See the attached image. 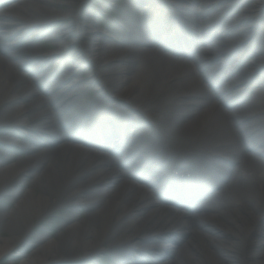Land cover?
<instances>
[{
	"label": "bare ground",
	"instance_id": "1",
	"mask_svg": "<svg viewBox=\"0 0 264 264\" xmlns=\"http://www.w3.org/2000/svg\"><path fill=\"white\" fill-rule=\"evenodd\" d=\"M167 1L174 6V19L191 26L197 18L195 4L217 8V13L207 16V23L198 28L201 31L222 21L228 4L237 0ZM242 1L246 5L241 13L226 24V30L233 29L232 33L222 34L221 43L210 46L212 51L197 54L193 66L172 63L154 52L143 58V46H137L131 55L120 53L115 41L101 32L92 16H83V0H67L65 4L60 0H22L0 10V39L9 38L23 27L36 29L53 17L72 16L73 42L66 44L61 39L59 52L77 46L74 66L63 79L45 90L40 87L48 77H41L43 71L39 69L44 66L40 64L55 62L58 54L42 56L34 47H26L18 54L0 53V127L4 130L0 131V147L4 150L0 155L5 156L0 163V199L9 202L0 209V229L4 231L0 234V258L19 252L41 223L66 210L68 218L59 233L54 237L37 235L30 250L22 253L21 264L73 261L89 264L88 261L92 263L98 257L107 258L109 264H139L121 261L137 254L150 257L142 264H264V180L262 186L249 191L246 200L230 198L231 182L207 196L209 208L219 205L212 212L219 215L212 219L195 211L190 218L184 217L183 208L179 209L182 212L174 210L159 198L165 191L171 192L165 188V181L176 172L209 177L212 184L221 186L228 178L223 157L240 162L236 172L241 173L250 161L247 155H251H246L243 149L264 153V121L259 118L264 114L252 104L231 107V101L252 82V74L257 72L258 77L264 69V42L255 49L257 38L253 42L248 28L239 39L235 38L238 28L248 27L247 20L264 10V0ZM61 35L57 33L55 37ZM164 44H160L161 52ZM247 45L255 52L248 73L239 72L214 90L212 84L222 71L221 62L237 46L242 50ZM144 46H151V42ZM82 59H89L110 79L95 75L87 82L79 81L75 72ZM31 61L34 68L20 70ZM211 62L216 66L208 69ZM238 62L235 60L230 73L237 70ZM144 74L149 75L148 82ZM88 84L98 88L100 98L96 106L98 101L101 106L97 109L113 104L123 122L129 113L133 116L138 113L158 126H183L202 144L193 146L188 154L194 156L187 162H170L171 173L164 178L161 163L165 162H152L153 180L140 183L133 177L134 170L129 169L132 162L111 161L107 156L106 151H111L108 148L116 150L126 145L125 140L112 134L109 146L99 145L103 140L99 142L97 138L104 135L106 127L112 129H108L112 123L106 124L110 118L99 119L93 112L81 113L72 106L78 98V94H73ZM67 89L71 91L65 92ZM59 90L65 92L64 97L56 94ZM66 97L70 98L64 102ZM66 110L76 115L71 112L68 121L60 126L54 112ZM77 126L96 127L95 142L89 144L84 140L85 144L79 137L80 130L75 136ZM23 131L32 132L33 137L27 138ZM258 131L263 137L252 141ZM41 138L47 141L36 143ZM116 138L119 140L115 141ZM13 150L20 151L18 160L11 156L15 154ZM50 157L54 161L50 162ZM30 178L31 181H26ZM232 199L233 202L228 201ZM76 208L85 210L86 217L72 214ZM174 240L181 246L177 247ZM160 253L162 258L158 256Z\"/></svg>",
	"mask_w": 264,
	"mask_h": 264
},
{
	"label": "rangeland",
	"instance_id": "2",
	"mask_svg": "<svg viewBox=\"0 0 264 264\" xmlns=\"http://www.w3.org/2000/svg\"><path fill=\"white\" fill-rule=\"evenodd\" d=\"M66 1L67 0H60V2H62V4H65ZM83 1L87 3L88 0H83ZM251 1L253 2L255 0H251ZM107 3L108 4L102 6L101 0H90V4L88 3L87 9H86V6H84V9L82 12L83 16H85L86 14H90L93 17V20L96 22V24L98 23V25L101 26V29L104 32H108V30L115 32V30H112L113 27L110 25V22L113 21L114 19L120 20L121 16H125L126 18H129L130 20L132 19L135 23H140L141 18H144V16H145L144 15L145 13H143L139 9H137L133 13H131V9L134 7L131 0H107ZM242 6H241V8L236 10L234 16L239 15L240 11L242 10ZM61 9L63 11H65L64 6H62ZM96 10H100V11H96ZM195 11H196V13L203 12V10L199 7H197L195 9ZM234 11L235 10H233V12ZM112 16H116V17L114 18ZM100 19H102V21ZM74 20H75L74 17H67L65 19L53 17L51 22L48 23L49 26H47L44 29L38 30V31L37 30L33 31L28 36V40L29 39H30L29 41L34 40L33 46L36 49H39L38 51L42 55L55 54L58 52V50L60 48V43H59L60 39H59V37L57 39L56 37H54V35L57 32H59V30L61 29L62 33L64 34V38H62L64 40L63 43H68V42L72 43L73 37H72V35L69 36V34H71V32L69 31L70 30L69 26H71L72 23L75 22ZM248 20H250V18ZM261 20L264 21V11L261 14ZM250 27H253L252 23H251V25L248 26V28H250ZM243 30H247V27H242L240 30L237 31L238 34L235 36L236 39H239L240 35H242ZM258 32H259L260 40H264V26ZM22 34L27 35L29 33L22 32ZM145 54L148 55L147 53H145ZM244 54L247 55V53H244ZM243 55L242 54L236 55V58L240 59ZM68 57H73V56L70 55ZM144 57L145 56H143V58ZM66 61H67V64H66V68H67L70 66L71 61L69 59ZM81 62H82V65L77 69L78 76L82 77L85 80L88 78H92L94 76L93 73H94L95 69H98V68L94 67L95 64L93 62H90V61L85 62V60H83ZM62 63L64 64V62H62ZM232 64H233V62L230 61L227 68L228 69L231 68ZM101 72L102 73L97 72L99 74V76H102L105 80L110 79V77L107 73H105L103 71H101ZM148 76L149 75L144 74V77H145L147 82L149 81ZM60 77H62V76L58 75V78H60ZM91 89H92V93H90L91 97L92 96L96 97V95L93 93V91H98L97 88L91 87ZM86 97H87V94L83 97V100H85ZM259 99H261L260 103H264V93L260 90L256 94V97H255V103L256 104H258ZM88 102L90 103V100H88ZM148 120L150 121V119H148ZM161 127L163 130H167V132H168V136L164 135V137H163V143L170 150L177 149V150H181L182 152L183 151H190L193 149V146H197L198 144H202L201 139H196L194 134L191 133V131L189 132L187 129H184L183 126L175 127V126L171 125L169 127L168 126H165V127L161 126ZM0 131H4V130L0 127ZM23 133H25L26 135H28L30 137H33L32 132L28 133V132L23 131L22 134ZM197 133L198 132H196V134ZM198 136H199V133H198ZM44 140H47V138H41L40 139L41 142ZM243 150H244L245 154L246 153L251 154V155L246 154L247 156H250V161L248 164H251V165L249 166L247 164L246 168H244V171H242V172L245 175L253 174V175H255V178L252 179V181H253L252 182L249 179L243 180V178L237 174L233 175L232 181H231L232 188H231L230 192L233 193L234 195L242 196V198L244 197V199H247L249 196V191L252 188L258 187V185H257L258 180L257 179L259 177L264 178V162H263L264 160L262 158H259L258 156H256L254 153L248 152L247 149H243ZM14 151H15V154H13L11 156L14 157V159L18 160V158H19L18 156H19L20 151H17V150H14ZM1 153H4V152L0 148V154ZM4 158H5V156L0 155V162L3 161ZM49 161L52 162L54 160L52 157H50ZM26 181H31V178L26 180ZM238 198L242 199L241 197H238ZM4 205H9V202L6 198L0 199V209ZM75 213L82 218L86 217V214H87L86 211L83 210L82 208L81 209L76 208L74 213H72V214H75ZM66 218H68V212H66V210H60L57 214L49 217L45 222L40 224L39 228L36 229V231H35V235L29 239V241L24 245L25 246L24 248H22V246H21L19 248V252L12 254L11 256H7V255L3 256L2 258H0V264H21V261L23 258L22 253L28 252L30 250V248L34 245V242L36 241V236L38 235V236L54 237L61 230L60 226L63 225V221L66 220ZM2 232H4L3 229H0V234H2ZM99 262L100 263L102 262L105 264L109 263V261L105 257H98L95 262H92L89 264H100Z\"/></svg>",
	"mask_w": 264,
	"mask_h": 264
},
{
	"label": "water",
	"instance_id": "3",
	"mask_svg": "<svg viewBox=\"0 0 264 264\" xmlns=\"http://www.w3.org/2000/svg\"><path fill=\"white\" fill-rule=\"evenodd\" d=\"M89 263H91L90 261H88ZM60 264H88L87 262H83V261H73V262H63Z\"/></svg>",
	"mask_w": 264,
	"mask_h": 264
}]
</instances>
